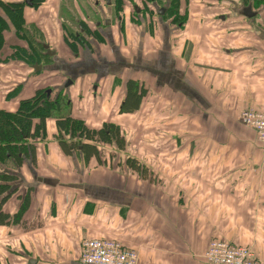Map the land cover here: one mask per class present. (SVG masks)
Returning a JSON list of instances; mask_svg holds the SVG:
<instances>
[{
    "label": "crops",
    "instance_id": "crops-1",
    "mask_svg": "<svg viewBox=\"0 0 264 264\" xmlns=\"http://www.w3.org/2000/svg\"><path fill=\"white\" fill-rule=\"evenodd\" d=\"M256 1L250 18L239 0H193L177 9L181 21L152 24L132 7L111 16V0L102 10L94 0L95 11L89 0H0L24 2L23 34L41 60L34 69L0 64V110L62 90L89 129L113 124L127 140L124 151L106 146L100 163L86 160L62 151L49 120L34 156L8 168L18 179L2 212L17 213L23 196L28 204L18 223L0 224V264H81V242L104 238L136 250L137 264H205L213 239L264 260V144L238 120L244 110L264 114V0ZM65 30L80 38L79 54L65 48ZM3 38L0 57L17 41L10 30ZM53 57L75 70L70 87H60ZM129 80L145 93L121 114ZM17 85L19 97L5 101Z\"/></svg>",
    "mask_w": 264,
    "mask_h": 264
},
{
    "label": "trees",
    "instance_id": "trees-1",
    "mask_svg": "<svg viewBox=\"0 0 264 264\" xmlns=\"http://www.w3.org/2000/svg\"><path fill=\"white\" fill-rule=\"evenodd\" d=\"M30 6L37 8L45 0H30ZM125 0H117L112 9H115L116 14L122 15L125 7L123 4ZM141 7L133 6V16L135 9L139 13L146 12L151 16L149 19L153 21L166 14L172 13V7L178 0H141ZM158 1L160 6H156ZM242 5H249L254 0H239ZM151 7L150 10L149 7ZM24 3H8L0 2V53L3 50L4 38L3 34L10 30L14 33L13 45L8 47L5 55H1L0 64L3 65H18L22 64L25 68L39 66L41 63L40 56L36 49L26 42L25 46L19 45L21 41L25 42L23 34V14L22 9ZM145 5V7H143ZM253 5V4H252ZM157 9H162L164 15L158 16ZM144 12V13H145ZM182 16V15H181ZM172 17H176L172 14ZM180 16L176 17L173 22L177 23ZM183 17V16H182ZM147 20V19H146ZM183 22V21H182ZM80 28L90 33L87 26L81 22ZM65 48L72 55H76L77 51L82 48L80 38L65 30L64 37ZM3 46V47H2ZM22 88L20 85L15 86L5 95V101L12 102L19 97ZM125 98L121 103L119 113L131 114L137 110V107L143 97L145 90L139 87L138 83L129 80L125 83ZM50 91L49 94L47 92ZM54 123L55 137L62 151L67 154L73 150H80L86 160L94 157L100 163L101 157L105 156L103 152L106 151V146L115 148L117 151H124L127 146V140L118 126L113 124H103L99 129H89L80 117H75L71 110V103L64 94H52L51 90H37L33 96L18 102L15 112H6L0 110V224L12 222L16 224L19 222L24 209L28 204V197L23 196L22 203L17 213L12 216L2 212V206L10 198L12 190L9 192L10 186L15 187L18 176L8 170H4V163L10 162L14 170L21 167L23 159L27 156H34L35 143L38 139L43 140L47 132V122ZM100 144L101 146H99ZM109 157H111L109 155ZM126 165L134 169L135 160L127 159ZM12 168V167H11ZM9 168V169H11ZM12 168V170H13ZM13 170V171H14Z\"/></svg>",
    "mask_w": 264,
    "mask_h": 264
},
{
    "label": "built area",
    "instance_id": "built-area-1",
    "mask_svg": "<svg viewBox=\"0 0 264 264\" xmlns=\"http://www.w3.org/2000/svg\"><path fill=\"white\" fill-rule=\"evenodd\" d=\"M242 125L255 131L264 142V114L252 110L239 116ZM206 264H264L247 247H235L221 240H212L203 254ZM82 264H137L135 250L124 248L120 242L111 239H87L81 244Z\"/></svg>",
    "mask_w": 264,
    "mask_h": 264
},
{
    "label": "rangeland",
    "instance_id": "rangeland-1",
    "mask_svg": "<svg viewBox=\"0 0 264 264\" xmlns=\"http://www.w3.org/2000/svg\"><path fill=\"white\" fill-rule=\"evenodd\" d=\"M72 0H67V2H71ZM94 0H89V3H90V5H89V7L87 8V9H90V7H92L94 4L92 3ZM111 1H113V3H114V5H116L115 4V2H117V0H111ZM162 2H165V0H161ZM191 1H193V0H183V1H181V0H178V2L177 3H174V6L172 7V11H173V15H175L176 17H178L179 15V11L177 10L178 8H189V7H191V5H193L192 4V2ZM202 0H194V2H201ZM97 2L99 3L98 5H99V10H102L104 7H106L107 6V4H105V2H104V0H97ZM124 2H126V4H123V6L126 8V7H132L133 8V6L135 5V6H137L138 8H140L141 7V0H125ZM211 2V1H210ZM24 3V2H23ZM27 3H29V5L31 4V1L30 0H28V2ZM26 4V3H25ZM160 4H161V2H159L158 1V4H156V6H160ZM253 5V8H256L257 7V5H258V2L256 1V0H254L253 1V3H252ZM28 5V4H27ZM155 4H153L152 6H150L149 7V9L151 8V7H153ZM113 7V6H112ZM143 7H145V5L143 6ZM239 7H244V10L248 7V6H246V5H242V4H240L239 5ZM24 8V7H23ZM92 9V11H95L97 8H94V6L91 8ZM159 12L158 13H162V9H157ZM91 11V12H92ZM145 12V11H144ZM144 12H142V16H141V19H142V21H146V19H148V21H150V17L151 16H146L145 15V13ZM250 13H251V10H250ZM82 13H79V15L81 16V17H83L82 15H81ZM86 14H88V12L87 11H85L84 12V15L86 16ZM172 14H166L163 18H160V19H157V20H154V21H156V22H154V23H160V22H163V21H171V20H174L176 17H172ZM252 14V13H251ZM84 18V17H83ZM182 16L181 17H179L178 18V20L177 21H181L182 20ZM107 23V22H106ZM30 39H31V37L29 36V35H26V37H25V42H24V44L26 43V42H29L30 41ZM30 43V42H29ZM30 45V44H29ZM48 48H46V54H47V52L49 51V49L47 50ZM51 52V51H50ZM77 54H79V51H77ZM51 60L53 61L52 62V70H54V71H57L58 72V74L60 75V76H62V78L63 77H65L66 78V82L64 83V84H61L60 85V87L61 88H68V87H70L71 86V84H72V82L70 81V79H73V77L76 75V74H74L75 73V70H73L72 69V67L71 68H69L66 64H64L61 60H59L58 58H56V57H53V58H51ZM69 83V84H68ZM60 88V89H61ZM54 92V91H53ZM55 94H57V93H59V94H63V91L62 90H60L59 92H54ZM255 111V110H254ZM242 112V111H241ZM241 112H240V114H241ZM240 114H239V116H240ZM239 116H238V120H239ZM240 122V121H239ZM240 124L242 125V123L240 122ZM243 127H245V128H247V129H249V130H251L253 133H254V135L256 136L257 134L255 133V131L253 130V129H251V128H249V127H247V126H244V125H242ZM258 136V135H257ZM257 136H256V138H257ZM257 141L259 142V143H261V144H264V142H262V141H260L258 138H257ZM99 146H101L100 144H98ZM13 168V166L11 165V163L10 162H7V163H4V170L6 171V168ZM13 170H14V168H13ZM15 171V170H14ZM15 174V173H14ZM81 255V254H80Z\"/></svg>",
    "mask_w": 264,
    "mask_h": 264
},
{
    "label": "water",
    "instance_id": "water-1",
    "mask_svg": "<svg viewBox=\"0 0 264 264\" xmlns=\"http://www.w3.org/2000/svg\"><path fill=\"white\" fill-rule=\"evenodd\" d=\"M27 2H28V0H25V3L29 5V3H27ZM250 10H251V8H250L249 6L244 10V14H245V16L248 17V18H249V17H253V15H254V14H251V13H250ZM45 48H46V47H45ZM35 68H39V66H35ZM49 93H50V91L47 92V94H49Z\"/></svg>",
    "mask_w": 264,
    "mask_h": 264
},
{
    "label": "flooded vegetation",
    "instance_id": "flooded-vegetation-1",
    "mask_svg": "<svg viewBox=\"0 0 264 264\" xmlns=\"http://www.w3.org/2000/svg\"><path fill=\"white\" fill-rule=\"evenodd\" d=\"M153 1H154V0H151V2H153ZM111 11H112L111 16L114 15V17L116 16L117 19H120V18H121L120 15L116 14L115 9H111ZM145 13H146V12H145Z\"/></svg>",
    "mask_w": 264,
    "mask_h": 264
}]
</instances>
